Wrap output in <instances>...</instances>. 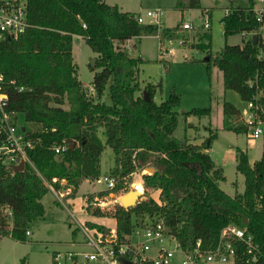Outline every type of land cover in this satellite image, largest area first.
Wrapping results in <instances>:
<instances>
[{
    "label": "trees",
    "instance_id": "16d2710c",
    "mask_svg": "<svg viewBox=\"0 0 264 264\" xmlns=\"http://www.w3.org/2000/svg\"><path fill=\"white\" fill-rule=\"evenodd\" d=\"M25 3L31 26L17 39L0 41V92L7 95L8 109L25 115L29 136L39 141L29 149L35 168L27 163L16 172L0 160V238L11 235L19 241L27 239L29 226L46 212L42 198L49 187L45 180L56 187L61 184L53 178L67 180L76 192L84 179H97L107 144L115 152L111 174L118 181L114 191H128L138 169L143 170L146 189L133 208L115 203L106 210L93 211L113 215L119 233L131 231L135 218L158 214L185 248H192L200 240L202 249H210L225 226L243 224L247 218L249 229L262 246L264 262V156L252 164L248 153L238 148L236 168L244 176L245 187L242 192H226L220 186L226 179L224 167L210 154L217 132L212 130L201 142L186 132L182 137L175 135L181 115L186 119L190 115L211 116L212 108L194 107L180 112L176 108L180 96L175 91L157 102L156 85L149 83L142 89L139 82L143 58L130 56L116 44L143 35H159L163 40L172 36L171 29L140 23L137 12L106 0ZM256 4L257 0H249L247 7H230V13L222 18L225 38L259 31L263 21L258 20ZM177 8H201V3L181 0ZM206 9H201L203 14ZM76 35L98 53L95 66H91L94 93L78 76L72 48ZM202 35L208 41L192 45L210 57L203 62L222 71L226 89L248 100L257 87H264V59L257 57L264 44L243 35L242 43L225 42L214 55L211 32ZM144 91L148 92V100ZM223 112L226 128L246 131L244 125L230 122L231 117L240 116L239 107L225 100ZM100 132L106 137L105 143ZM69 139L75 146L55 153L52 146ZM154 155L157 158L152 160ZM148 167L153 172H146ZM150 188L158 189L159 200L148 195ZM86 225L97 232L109 231L90 220Z\"/></svg>",
    "mask_w": 264,
    "mask_h": 264
},
{
    "label": "rangeland",
    "instance_id": "374dc122",
    "mask_svg": "<svg viewBox=\"0 0 264 264\" xmlns=\"http://www.w3.org/2000/svg\"><path fill=\"white\" fill-rule=\"evenodd\" d=\"M108 1L111 4L117 3L123 10L136 11L144 16L149 9L163 10L160 26L170 28L171 37L166 36L162 40L159 35L134 36L125 41H116V44L122 46L130 56L143 58L139 65V82L142 89L149 83L156 85L154 99L157 102L168 99L175 91L180 96V103L176 107L180 112L194 107L212 108L211 116L190 115L186 119L184 115H181L175 135L182 137L186 132L197 142H201L202 138L208 136L212 130L217 132L210 154L224 167L226 179L221 181L220 186L229 194L242 192L245 179L236 168L237 149H243L248 153L249 160L255 161L264 156V141L251 139L245 132H237L225 127L224 101H230L241 109L246 102L237 91L225 88L222 71L214 64L209 67L203 62L202 60L207 56L205 50L194 47L192 44L206 43L208 40L202 35L205 31L212 34L211 50L214 55L220 52L225 42L242 43L243 33L225 38L222 18L226 8L247 7L249 0H200L201 8L185 10L177 8V3L181 0ZM256 5L260 6L261 3L257 1ZM202 8H208L210 11V28H204L201 25L205 18ZM145 20L151 19L145 17ZM188 20H193L195 28L182 30L178 24ZM184 40L186 43H183ZM72 48L74 61L78 66V76L84 86L90 87L94 76L91 66L98 53L93 51L85 39L79 35L73 37ZM230 122L235 126L243 125L240 116L231 117ZM24 124H26L25 115L21 113L19 125ZM189 125L193 126L189 127ZM100 137L105 143V135L102 133ZM156 158V155L152 156V160ZM114 165L115 152L106 144L101 156L100 175L111 173ZM145 171L150 172L147 168ZM142 173V169L133 173L131 183L142 181ZM59 183L67 184L71 193L65 195L61 202L49 189L42 198L46 209L45 215L32 222L29 226L31 234L27 235V239L19 241L11 235L0 238V264H23V260L26 264H53L54 254L57 251L90 249L87 245L78 243L85 240L86 232L93 235V229L86 225L87 220L103 224L108 230L118 228L117 219L113 215L93 213L100 209L95 204V198L109 195V191L104 190V183L98 182L97 179H84L76 192L67 180L60 179ZM129 190H131V184ZM147 193L159 200L158 189L150 188ZM114 202L112 204H115ZM112 204L110 203L106 208ZM60 263L64 264V258L60 259Z\"/></svg>",
    "mask_w": 264,
    "mask_h": 264
},
{
    "label": "built area",
    "instance_id": "2783aa9c",
    "mask_svg": "<svg viewBox=\"0 0 264 264\" xmlns=\"http://www.w3.org/2000/svg\"><path fill=\"white\" fill-rule=\"evenodd\" d=\"M261 5L254 8L258 20L263 21L259 31L243 35L253 38L257 35L259 44H264V0H257ZM163 10L149 9L144 16L137 13L136 18L140 23L161 24ZM230 13V7L225 9V15ZM145 17L151 20L146 21ZM211 15L209 9L205 11V18L201 24L204 28H210ZM85 25V24H84ZM182 30L195 28L193 20L183 21L178 24ZM31 26L25 0H0V41L7 38L17 39ZM259 59H264V48L257 52ZM1 78V77H0ZM90 92L94 93L92 86ZM246 105L240 108V119L246 127L245 133L251 139L264 141V87H257L251 98L245 100ZM8 98L0 92V160L13 168L24 162H33L29 156V149L33 148L37 141L31 138L25 124L19 125L21 113L7 108ZM25 127V129H24ZM55 129V128H54ZM55 153L60 154L69 148V142L64 141L52 146ZM53 181L58 182L57 178ZM98 182L104 183V190L109 191L107 197H96L95 204L102 210H106L110 203L121 204L120 197L126 192H115L117 178L111 173L100 175ZM57 198L63 202L65 195L71 193L67 184L56 187L53 182L46 181ZM61 184V183H60ZM131 189L141 192L139 200L143 199L145 186L142 181L131 183ZM138 200V201H139ZM97 201V202H96ZM122 205V204H121ZM31 234L27 230V235ZM90 249H70L64 252L57 251L54 261L58 264L64 258V264H264L261 261L263 249L256 235L249 229L248 222L243 224L231 223L225 226L219 236L218 242L213 248L202 249L200 240L192 248H185L177 237V234L166 223L164 217L158 214H146L135 218L131 231L119 233L118 228L107 232L93 230V235L86 232L84 241H79Z\"/></svg>",
    "mask_w": 264,
    "mask_h": 264
},
{
    "label": "water",
    "instance_id": "95a60500",
    "mask_svg": "<svg viewBox=\"0 0 264 264\" xmlns=\"http://www.w3.org/2000/svg\"><path fill=\"white\" fill-rule=\"evenodd\" d=\"M253 40H254V42H256L257 35L253 36ZM209 58H210L209 56H206L204 59L205 60H209ZM92 65L95 66V62L94 61L92 62ZM144 95H145V98L148 100L149 99V95H148L147 91H144ZM24 129H25V127H24ZM68 142H69V148L72 149L75 146L74 140L73 139H69ZM24 168H25L24 162H21L20 164L13 166V169L16 172L21 171ZM147 169H149L150 172H153V170H154L152 167H148ZM140 196H141V192L131 189V190H129L128 192H126L125 194H123L120 197V201H121V204L125 208H133L137 204ZM244 222L247 223V218H245ZM125 263L126 264H132L129 261H125Z\"/></svg>",
    "mask_w": 264,
    "mask_h": 264
},
{
    "label": "crops",
    "instance_id": "0c3cea01",
    "mask_svg": "<svg viewBox=\"0 0 264 264\" xmlns=\"http://www.w3.org/2000/svg\"><path fill=\"white\" fill-rule=\"evenodd\" d=\"M108 3H110L108 0H106ZM111 4V3H110ZM115 4H117V3H115ZM127 11H131V10H127ZM134 12H136V11H134ZM252 164H253V162L254 161H250ZM98 223V222H97ZM75 242V241H74ZM76 244V243H75Z\"/></svg>",
    "mask_w": 264,
    "mask_h": 264
}]
</instances>
